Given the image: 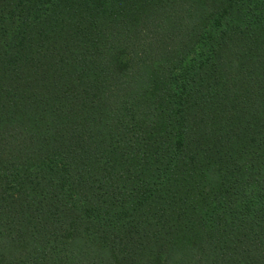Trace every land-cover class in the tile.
I'll return each instance as SVG.
<instances>
[{"label": "trees", "instance_id": "16d2710c", "mask_svg": "<svg viewBox=\"0 0 264 264\" xmlns=\"http://www.w3.org/2000/svg\"><path fill=\"white\" fill-rule=\"evenodd\" d=\"M0 264H264V0H0Z\"/></svg>", "mask_w": 264, "mask_h": 264}]
</instances>
